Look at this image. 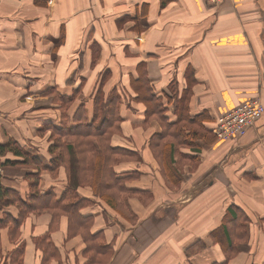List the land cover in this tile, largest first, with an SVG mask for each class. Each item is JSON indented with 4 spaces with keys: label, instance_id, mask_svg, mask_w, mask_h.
Masks as SVG:
<instances>
[{
    "label": "crops",
    "instance_id": "0c3cea01",
    "mask_svg": "<svg viewBox=\"0 0 264 264\" xmlns=\"http://www.w3.org/2000/svg\"><path fill=\"white\" fill-rule=\"evenodd\" d=\"M142 71L157 94L171 93L169 86L181 93L192 81L188 109L207 117L205 128L216 115L250 98L264 105V0H222L216 5L205 0H0V144L12 141L27 152L24 164L6 165L1 164L6 158H23L10 150L0 153V186L21 202L33 192H52L58 199L66 187L92 200L80 212L91 218L90 232L113 243L106 264H117L121 252L119 264H139L136 255L141 251L135 254L125 243L133 227L150 221L161 223L149 235L152 246L145 248L144 261L221 262L224 255L209 234L235 205L248 218L245 240L236 243V254L227 264H264V109L244 137L216 138L199 151L180 146L179 152L198 156L197 164L179 167L171 162L180 184L169 185L173 180L160 171L148 147L160 124L153 119L145 125V105L133 99ZM71 74L74 82L66 84ZM102 76L104 101L113 93L121 97V133L112 135L111 144L139 154L138 161H121L114 169L126 176L137 170L127 187L152 196L147 204L124 199L125 208L137 214L135 223L79 183L75 145L62 135L50 151V130L43 128L65 121L75 125L76 117L70 122V116L80 103L90 117L93 88ZM80 80L67 108L47 92L55 86L58 94L70 95ZM35 205L19 223L24 211L19 201L1 207L0 264H11L10 255L20 242V264H84L85 242L80 232L67 235V216L52 218L46 202ZM44 236L56 248L41 262L43 251L33 238ZM193 239H201L206 249L197 258L185 257L184 248Z\"/></svg>",
    "mask_w": 264,
    "mask_h": 264
},
{
    "label": "trees",
    "instance_id": "16d2710c",
    "mask_svg": "<svg viewBox=\"0 0 264 264\" xmlns=\"http://www.w3.org/2000/svg\"><path fill=\"white\" fill-rule=\"evenodd\" d=\"M44 1V0H41ZM144 69V66H143ZM142 75L135 80V90L137 95L133 98L141 101L145 105L144 124L150 120H157L160 124V132L151 134L148 140V147L160 166V171L164 170L167 173V179H172L173 182L167 181L169 185L179 186L180 181L178 176L175 178V168H171V162H175L176 166L181 164L197 162V155L179 152L180 146H188L192 150L199 151L202 148H208L216 140L213 133V127L216 123V116L212 120V124L205 128L204 121L207 117L204 114H191L188 109V100L190 98V88L192 81L186 84L184 90L179 93L175 86H169L171 93L165 92L157 94L152 89L148 78L142 71ZM79 86L73 85L75 90L73 93L58 94L54 91L55 86L47 89L48 93L60 100V106L67 108L74 100L76 93L79 91ZM105 79L102 76L93 88L94 96L92 102L91 116H85L83 104H79L77 112H71L70 122L77 119L73 126H43L50 130L53 144L49 146V150L56 148L62 135L65 136L66 142L73 143L77 150L78 160V181L81 184L89 185L95 194L110 205L121 216L131 223L137 221V214L128 210L124 206V199L138 198L147 204L152 196L145 190L128 188L126 181L138 176V171L135 170L126 176L125 171L116 172L114 166L125 160L138 161V152L111 144V137L115 133H121L120 121L122 116L118 110V103L121 97L117 93L108 96L104 101V92L101 87ZM73 75L71 74L67 83L73 84ZM54 91V92H53ZM172 108L168 110V105ZM75 113V115H74ZM167 113V114H164ZM81 115V117H80ZM245 136V135H244ZM242 136V137H244ZM241 138V137H240ZM6 150L13 151L15 155L21 156L22 160L5 159L1 164H24L27 161V152L12 141L0 144V153ZM173 154L176 158H173ZM179 162L177 165L176 162ZM190 161V162H189ZM173 176V177H170ZM166 181V180H165ZM19 201L24 211L16 223H19L23 214L27 210L36 208L35 202H46V208L50 210L52 218H57L60 214L67 216V235H73L77 232L85 242L83 253L86 257L84 264H106L113 252V243H105L99 232L93 233L89 231L91 218L83 216L80 212L81 208L93 201L86 198H80L75 190L66 187L58 199L55 198L52 192L43 196L33 192L24 202L18 195H15L10 189L0 186V209L9 202ZM41 207V204H40ZM247 215L235 205L229 206L223 216L222 223L219 227L212 230L209 234L213 243L217 244L224 255L221 262L213 260L210 264H227L228 260L236 254V243L245 240V222ZM19 225V224H18ZM33 241L37 247L42 248L43 256L41 262H46L52 255L49 251L55 249V245L49 236L42 238L34 237ZM24 242H20L17 248L10 255L11 264L21 263V254L23 252ZM206 249L204 242L201 239H193L188 242L184 248L185 257L197 258L200 253Z\"/></svg>",
    "mask_w": 264,
    "mask_h": 264
},
{
    "label": "built area",
    "instance_id": "2783aa9c",
    "mask_svg": "<svg viewBox=\"0 0 264 264\" xmlns=\"http://www.w3.org/2000/svg\"><path fill=\"white\" fill-rule=\"evenodd\" d=\"M207 3L216 5L222 0H205ZM264 105L254 97L243 101L229 110L216 116L213 133L218 140H229L244 136L251 128L255 120L263 112Z\"/></svg>",
    "mask_w": 264,
    "mask_h": 264
},
{
    "label": "rangeland",
    "instance_id": "374dc122",
    "mask_svg": "<svg viewBox=\"0 0 264 264\" xmlns=\"http://www.w3.org/2000/svg\"><path fill=\"white\" fill-rule=\"evenodd\" d=\"M51 96H52V98L55 101H57L52 93H51ZM65 125H67L66 121H65ZM176 163L178 165V162H176ZM194 163H195V165L197 164L196 162H194ZM150 222H153V221H150ZM150 222H147V224L145 226H143V225H139L138 226L137 225V226L133 227V229H131L132 236L125 243L126 246H129L130 251H133L135 254L138 251H141V254L136 255V258H140L141 259L139 264H151V263H148V262L144 261V252H145V248H149L150 246H152V244L150 242V237L155 234V228L161 222L160 221H155L153 223H150ZM179 227H180V230L183 229V227H181L180 224H179ZM156 229H158V228H156ZM179 232L180 231H178V233ZM149 235H151V236H149ZM157 245H161V244L158 243V240H156V246ZM120 250H121V247H119V249L117 250L116 254ZM121 253L119 254V260L117 261V264H119L121 262V258H122ZM130 255L132 257V252L130 253Z\"/></svg>",
    "mask_w": 264,
    "mask_h": 264
}]
</instances>
